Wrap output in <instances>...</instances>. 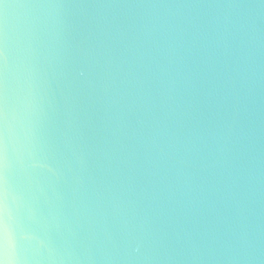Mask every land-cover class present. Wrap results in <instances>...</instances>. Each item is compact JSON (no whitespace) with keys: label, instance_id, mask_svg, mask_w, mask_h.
<instances>
[{"label":"water","instance_id":"1","mask_svg":"<svg viewBox=\"0 0 264 264\" xmlns=\"http://www.w3.org/2000/svg\"><path fill=\"white\" fill-rule=\"evenodd\" d=\"M0 28L9 264H264V0H4Z\"/></svg>","mask_w":264,"mask_h":264},{"label":"snow or ice","instance_id":"2","mask_svg":"<svg viewBox=\"0 0 264 264\" xmlns=\"http://www.w3.org/2000/svg\"><path fill=\"white\" fill-rule=\"evenodd\" d=\"M4 0H0L3 4ZM4 54V37L2 28H0V264H5L4 253L6 250L8 235L6 232V224L3 218V166H4V137H3V122L5 117L4 107V84H3V66L5 62Z\"/></svg>","mask_w":264,"mask_h":264},{"label":"clouds","instance_id":"3","mask_svg":"<svg viewBox=\"0 0 264 264\" xmlns=\"http://www.w3.org/2000/svg\"><path fill=\"white\" fill-rule=\"evenodd\" d=\"M88 75H89V67L86 66V65L81 67V69L79 71V76L82 77V78L87 79ZM6 232L8 233L7 226H6ZM142 247H143V245H142V242H140V241H134V242L130 243L129 246H128V249H127V251H128V259L132 260V261L141 259L143 257ZM5 253H6V250H5ZM157 258L158 259H166V260L174 259V257H171V256H168V257H157ZM5 264H9V261L6 258V255H5Z\"/></svg>","mask_w":264,"mask_h":264}]
</instances>
